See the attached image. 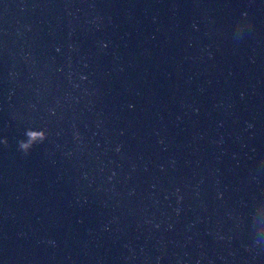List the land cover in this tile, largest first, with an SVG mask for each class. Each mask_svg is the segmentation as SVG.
I'll return each instance as SVG.
<instances>
[{
    "label": "water",
    "instance_id": "95a60500",
    "mask_svg": "<svg viewBox=\"0 0 264 264\" xmlns=\"http://www.w3.org/2000/svg\"><path fill=\"white\" fill-rule=\"evenodd\" d=\"M5 139L0 264H264V0H0Z\"/></svg>",
    "mask_w": 264,
    "mask_h": 264
},
{
    "label": "clouds",
    "instance_id": "9594fccd",
    "mask_svg": "<svg viewBox=\"0 0 264 264\" xmlns=\"http://www.w3.org/2000/svg\"><path fill=\"white\" fill-rule=\"evenodd\" d=\"M24 137L25 138L23 140L17 142V150L27 156L35 145L44 143L47 139V134L43 130L36 131L27 129L25 130ZM0 144L7 147V140H0Z\"/></svg>",
    "mask_w": 264,
    "mask_h": 264
}]
</instances>
